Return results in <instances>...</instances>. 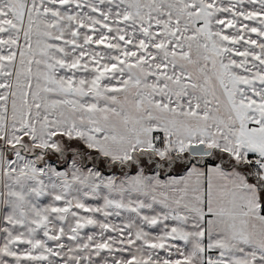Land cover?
Returning <instances> with one entry per match:
<instances>
[{"label":"snow or ice","instance_id":"1","mask_svg":"<svg viewBox=\"0 0 264 264\" xmlns=\"http://www.w3.org/2000/svg\"><path fill=\"white\" fill-rule=\"evenodd\" d=\"M0 264H264V0H0Z\"/></svg>","mask_w":264,"mask_h":264}]
</instances>
